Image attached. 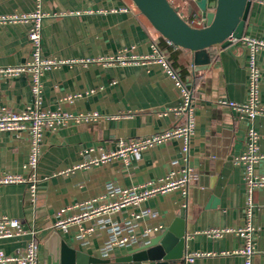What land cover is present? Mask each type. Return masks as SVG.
Segmentation results:
<instances>
[{
    "label": "crops",
    "instance_id": "crops-1",
    "mask_svg": "<svg viewBox=\"0 0 264 264\" xmlns=\"http://www.w3.org/2000/svg\"><path fill=\"white\" fill-rule=\"evenodd\" d=\"M169 1L192 26L204 25L205 14L197 6L200 0ZM251 1L244 37L264 42V3ZM41 2L45 13L42 53L60 62L42 76L43 108L72 118L46 130L35 191L29 181L0 186V213L19 220L26 229V234L1 239L0 250L22 254L36 239L40 263L49 264L45 243L56 232L82 255L113 260L182 219L184 254L168 264H244L237 253L243 239L237 233L215 238L207 232L245 225L244 169L234 160L246 149L249 122L220 101L248 100L247 45L237 41L227 48L208 49L195 64L193 53L159 34L132 0ZM37 4L38 0H0V67L30 60V23L12 19L33 13ZM154 46L166 56L173 74L161 63L135 61L155 55ZM123 55L127 61H121ZM256 60L264 106V51L257 53ZM188 104L195 120L188 162L182 139L100 161L103 154L119 151L120 142L182 126L186 116L179 111ZM33 105L29 75L0 76V111L20 113ZM87 114L100 118L95 122L76 119ZM253 125L264 156V114ZM30 149L27 133L0 132V174L29 180L33 176L27 167ZM187 166L194 171L188 196L177 190L137 206L81 217L79 206L94 203L100 207L98 201L107 195L108 184L122 190L139 188L171 173L179 177ZM256 173L264 175V158ZM254 202L258 231L253 264H264V187L255 191ZM145 210L159 217L137 218ZM59 221L65 222V228L56 225ZM129 236H136L137 241L116 243L107 251L113 239Z\"/></svg>",
    "mask_w": 264,
    "mask_h": 264
},
{
    "label": "built area",
    "instance_id": "built-area-1",
    "mask_svg": "<svg viewBox=\"0 0 264 264\" xmlns=\"http://www.w3.org/2000/svg\"><path fill=\"white\" fill-rule=\"evenodd\" d=\"M264 3V0H258ZM45 13L42 11V2L38 0L37 8L35 11L28 15H23L20 18L15 17L13 21H23L30 23V31L28 39L32 45V55L30 60L20 66L0 67V76L8 78L17 77L23 73L29 75L31 81V89L34 95V105L28 107L20 113H14L8 110L0 111V132L18 133L25 132L29 136L31 145L29 162L27 167L32 171L33 176L26 180L20 175L0 174V186L8 184L24 183L29 181L32 183V190L35 191L37 186L36 170L39 164L44 134L46 130L55 129L59 125L65 124L72 115L62 112H53L43 108V83L42 76L45 71L58 65L60 62L45 58L42 53V22ZM233 40V39H232ZM234 41V40H233ZM242 41L249 49V93L248 100L245 103H237L233 101H220V104L227 106L236 111L240 118H246L249 122L246 135V149L244 153L235 158L234 162L244 169V180L246 186L247 202L245 210V225L238 230L231 229H215L208 231L207 234L221 238L225 234L235 232L242 239V248L237 252L243 257L244 264H253L257 255L255 243L258 228L254 223L256 205L254 202V193L258 188L264 187V175L256 173V166L264 158L259 151L260 136L254 128L253 122L259 114H264V106L260 103V80L261 71L257 65L256 56L260 51H264V42L245 38ZM237 42V41H235ZM155 48V55L147 58H140L135 60L138 62L155 61L163 64L169 71H173L166 59V56ZM124 59V60H123ZM121 61H127L123 55ZM62 63V62H61ZM179 114H185L186 122L179 127L165 130L154 136L140 139L138 141L120 142V150L110 154H103L100 161H108L118 155H125L126 153L133 152L139 153L147 148L157 146L169 142L173 139H182V150L187 162L189 161V151L191 147V138L194 134L195 120L194 114L190 104L186 108L179 111ZM100 118L98 114H87L76 117L78 121L95 122ZM99 160H95L97 163ZM194 178V171L189 166L183 171V174L177 177L174 173L168 174L155 182H150L148 185L132 188V189H118L113 184H108L107 195L101 200L100 207L95 206L94 203H86L79 206L82 212L81 217H90L92 215L102 212H109L113 210L122 209L129 205H140L148 199L154 198L158 195L168 194L177 190L183 191L188 196V189L191 181ZM109 199V200H108ZM106 205H105V204ZM104 204V205H102ZM151 216L154 218L159 217L155 211L145 210L137 216ZM81 217L75 218L78 220ZM58 227L65 228L64 221H59L56 224ZM131 228V226L129 227ZM117 233L119 227L115 226ZM26 234V229L22 223L9 216L0 213V240L5 238H12ZM136 236H129L121 240L113 239L107 247V251L111 246L118 243L120 245H127L135 243ZM105 251V252H107ZM106 254V253H105ZM0 264H41L39 261V242L32 240L24 253L16 255H7L4 251L0 250Z\"/></svg>",
    "mask_w": 264,
    "mask_h": 264
},
{
    "label": "water",
    "instance_id": "water-1",
    "mask_svg": "<svg viewBox=\"0 0 264 264\" xmlns=\"http://www.w3.org/2000/svg\"><path fill=\"white\" fill-rule=\"evenodd\" d=\"M132 1L159 34L175 46L190 50L195 64L208 49L227 48L243 39L252 3L251 0H200L197 6L205 14V22L202 27H194L169 0ZM184 223L182 219L176 220L161 234L113 260L82 255L53 232L45 243L50 254L49 264H168L184 254Z\"/></svg>",
    "mask_w": 264,
    "mask_h": 264
}]
</instances>
